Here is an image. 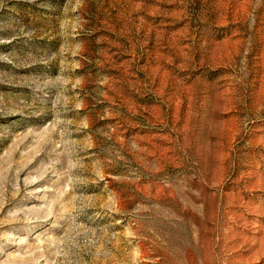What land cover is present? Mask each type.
I'll use <instances>...</instances> for the list:
<instances>
[{
    "label": "rangeland",
    "instance_id": "374dc122",
    "mask_svg": "<svg viewBox=\"0 0 264 264\" xmlns=\"http://www.w3.org/2000/svg\"><path fill=\"white\" fill-rule=\"evenodd\" d=\"M0 264H264V0H0Z\"/></svg>",
    "mask_w": 264,
    "mask_h": 264
}]
</instances>
